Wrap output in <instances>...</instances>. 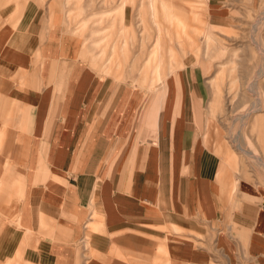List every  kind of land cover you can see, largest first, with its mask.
I'll return each instance as SVG.
<instances>
[{
  "label": "crops",
  "instance_id": "crops-1",
  "mask_svg": "<svg viewBox=\"0 0 264 264\" xmlns=\"http://www.w3.org/2000/svg\"><path fill=\"white\" fill-rule=\"evenodd\" d=\"M208 5L209 17L224 25L234 9L217 0ZM127 7L126 2L117 12L124 14ZM30 8L18 28L5 25L0 31V96L13 99L0 101V184L6 173L20 183L25 174L24 196L16 191L23 199L12 204L19 208L21 222L38 229V221L50 220L42 217L49 212L70 231V238L44 241L46 262L76 264L71 242L98 207L104 222H92L88 232L96 258L111 242L103 237L102 227L111 231L144 225L157 227L154 253L169 246L178 261L212 264L219 256L222 264H264V184L242 178L235 198L230 196L236 181L229 182L219 153L224 164L234 168L237 155L211 120L204 135L200 130L194 118L206 97L192 75L189 80L184 74L168 79L157 130L141 129L148 91L94 70L81 57L84 39L69 32L59 11L46 19L39 8L36 14ZM167 15L183 30L173 35L195 45L187 19L175 11ZM106 33L104 28L95 31V46L105 44ZM164 34L159 26L146 63L163 69L147 70L146 64L141 69L152 90L167 71L176 73L183 63ZM156 106L159 111L160 104ZM153 110L148 108L146 124ZM46 134L48 143L42 150ZM6 191L1 185L0 205ZM35 212L40 216L36 222ZM181 226L187 232H177ZM31 232L26 229L8 264H22L19 247ZM125 233L123 242L133 248V232Z\"/></svg>",
  "mask_w": 264,
  "mask_h": 264
},
{
  "label": "rangeland",
  "instance_id": "rangeland-1",
  "mask_svg": "<svg viewBox=\"0 0 264 264\" xmlns=\"http://www.w3.org/2000/svg\"><path fill=\"white\" fill-rule=\"evenodd\" d=\"M217 1L234 8L231 9L232 15L224 22L225 25L209 17V0H0V31L5 25L18 28L22 22L21 16L29 5L31 12L39 8L47 16L46 19L59 11L66 19L65 25L69 32L84 39L81 57L94 70L103 76L116 77L117 82L131 81L134 86L148 91V105L144 106L143 114L146 115L150 107L154 110L147 116L148 124L145 123L144 115L141 129L149 128L151 132L157 130L156 119H159L166 100L168 79L171 76L178 79V74H184L189 80L188 74L192 75V82L204 89L206 97L204 101L201 99L204 106L200 108L203 110L200 109L194 118L199 123L200 130L204 135L211 120L220 128L222 139L237 155V167L234 168L224 164L223 155L218 152L222 157L221 165L228 172L229 182L236 181V188L230 193L235 198L242 178L264 184V0ZM126 2L127 10H124V14L118 13V8L123 7ZM174 11L184 16L189 28L194 29L191 33L195 45H191L184 36L177 38L173 35L177 29L183 33L181 26L166 16ZM157 16L160 18L158 21ZM159 26L164 29L166 44L175 47L183 63L181 67H177L176 73L167 71L163 81L152 90L149 88V78L144 80L141 69L154 47ZM83 27L85 29L77 33L78 28L82 30ZM103 28L107 32L106 39H109L97 47L94 43L98 39L95 31ZM100 50L101 54L104 53L102 58H98ZM146 69L163 68H152L151 63H148ZM2 100L13 102V99H2L0 96V101ZM17 103L20 108L27 110L28 107L22 105V102L18 100ZM157 104H160L159 111ZM28 113L29 110L26 119ZM48 137L46 134L43 139L45 143L42 144V150L47 146ZM21 177L24 179L22 183L13 181L14 178L6 173L0 184L7 190L3 192L1 200V205L4 204L5 207L0 205V257L3 259L0 264H8L9 258H14L12 249L19 245L28 228L32 230V237L19 247L22 264H48L46 261L49 255L42 246L44 241L70 238V231L59 225L56 219L53 221L54 216L49 212L42 217L50 220L38 221V229L21 222L19 208L12 206L15 201L23 199L19 198V192L16 191H22L23 196L25 194L27 177L25 174ZM35 215L36 222L40 216L36 212ZM92 222H104L98 207L93 211L92 220L82 224L77 240L71 242L75 248L76 257H73L76 258V264H93L96 260L105 264H189L173 258L169 246L157 248L154 253L157 227L144 225L131 230L126 228L111 231H107L106 225L102 227L103 237H109L111 242L105 251L100 250L102 256L96 258L92 253L95 245L88 235ZM170 223L172 224L171 221ZM159 228L162 229L163 226ZM125 231L133 232V248L127 247L128 243L123 242ZM176 231L183 234L187 229L181 226ZM216 234L215 231L213 237ZM121 252H124V257H119ZM221 261L218 256V260L212 264H222Z\"/></svg>",
  "mask_w": 264,
  "mask_h": 264
}]
</instances>
